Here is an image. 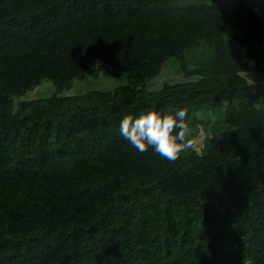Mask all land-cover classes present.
I'll return each instance as SVG.
<instances>
[{
    "label": "trees",
    "instance_id": "16d2710c",
    "mask_svg": "<svg viewBox=\"0 0 264 264\" xmlns=\"http://www.w3.org/2000/svg\"><path fill=\"white\" fill-rule=\"evenodd\" d=\"M254 77L264 0H0V264H264ZM149 108L223 122L168 161L119 134Z\"/></svg>",
    "mask_w": 264,
    "mask_h": 264
},
{
    "label": "clouds",
    "instance_id": "9594fccd",
    "mask_svg": "<svg viewBox=\"0 0 264 264\" xmlns=\"http://www.w3.org/2000/svg\"><path fill=\"white\" fill-rule=\"evenodd\" d=\"M186 117L184 108H149L139 114H125L119 122V134L137 152L151 148L159 157L175 161L190 147Z\"/></svg>",
    "mask_w": 264,
    "mask_h": 264
},
{
    "label": "rangeland",
    "instance_id": "374dc122",
    "mask_svg": "<svg viewBox=\"0 0 264 264\" xmlns=\"http://www.w3.org/2000/svg\"><path fill=\"white\" fill-rule=\"evenodd\" d=\"M104 70H105V68L101 67L99 69L98 76H101L103 74ZM172 73H173V71H172V68L169 64L164 69L163 74H165L167 76V75H170ZM250 83H251L253 90H256V91L264 90V82H262L260 79H256L255 77L251 78ZM101 84H103L102 87L114 88L113 81H112V79L109 78V76L103 77L101 80ZM54 93H55L54 85L49 81H45L40 86L35 88L27 96V99H30V100L31 99L32 100L33 99H49V98L53 97ZM200 117L204 118L205 125L200 126L198 135L195 136L190 141V146L194 150H196L197 152H200V150L202 149L203 142L206 138V135H209L211 128H213L214 126H218L223 122V113L222 112H219V113L209 112L206 114H202Z\"/></svg>",
    "mask_w": 264,
    "mask_h": 264
}]
</instances>
